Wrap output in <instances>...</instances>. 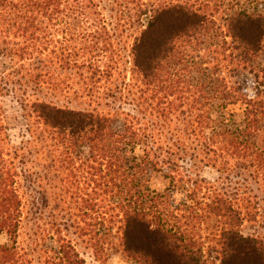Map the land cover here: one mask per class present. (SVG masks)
Returning <instances> with one entry per match:
<instances>
[{"label":"trees","instance_id":"1","mask_svg":"<svg viewBox=\"0 0 264 264\" xmlns=\"http://www.w3.org/2000/svg\"><path fill=\"white\" fill-rule=\"evenodd\" d=\"M123 2L126 27L139 30L131 49L138 115L39 99L29 106L44 127L40 141L48 136L61 153L63 181L97 215L96 251L118 236L136 264H264V238L241 230L256 220L252 199L228 195L179 162L189 156L218 168L249 160L264 175V0ZM49 46L53 57L45 55ZM115 46L98 0H0V55L29 62L21 66L26 85L55 97L71 88L68 71L82 78L79 91L93 96L118 69L100 60L113 58ZM238 70L254 76L253 94L230 81ZM116 93L123 98L122 89ZM172 119L182 125L179 144H164L148 125ZM8 140L0 119V236L12 242L0 244V264H28L17 248L23 200ZM164 172L169 185L153 189L152 176ZM60 254L56 264H86L70 244H61Z\"/></svg>","mask_w":264,"mask_h":264},{"label":"rangeland","instance_id":"2","mask_svg":"<svg viewBox=\"0 0 264 264\" xmlns=\"http://www.w3.org/2000/svg\"><path fill=\"white\" fill-rule=\"evenodd\" d=\"M98 2L118 43V46L114 47L113 58L110 54H103L100 60L104 64L112 59L118 69L110 80L102 79L96 85L93 96H89L87 91L84 94L79 91L77 84L82 82V78L79 74L76 75V71L64 73V76L69 77L67 82L71 88L56 97L47 88L36 89L32 84L26 85L25 71L21 70V66H28L30 63L16 62L0 55V85L7 88L3 91L0 87V119L5 134L9 137L7 148L12 151L19 171L18 183L23 200L17 248L28 264H56L60 259L63 243L70 244L86 264H136L124 254L118 236L105 245L103 252L96 251L97 243L93 231L97 215L91 209L83 208L84 205L73 195V190L63 181L66 180V173L61 172L64 171L62 169L59 170L58 163L61 153L52 146L48 136L45 137L47 140L42 137L43 140L40 141L44 127L33 116L29 107L34 100L39 99L54 102L61 107L75 110L97 109L106 114L115 110L130 113L139 110V89L131 74V49L139 30L126 27L129 12L121 10L119 4H123V0ZM117 25L118 31L115 28ZM49 47L45 55L53 57V46ZM229 79L234 84L244 86L248 95L255 92L256 80L249 72L238 70L230 74ZM117 89H122L123 98L116 93ZM112 94L117 95L119 99L113 98ZM171 121L172 123L148 125L154 128L157 140L161 139L164 144L169 140L177 141L182 130L179 122L173 119ZM243 121L244 118L239 115L237 125L243 126ZM121 123L123 119L119 120V126ZM185 141L188 142V139ZM179 162L187 170L192 169L193 173L191 175L190 171L185 172L211 181L228 195L250 197L257 212L256 220L245 222L241 230L245 236L264 238V175L251 165L249 160H231L224 167L218 165V168L207 167L202 162L195 165L189 156ZM165 172L152 176L153 189L163 190L169 185ZM75 173L79 174V171ZM90 179L91 176L88 175L86 184L83 181L81 183L83 194V189L86 190ZM93 187L94 185L87 189L89 199L93 197ZM0 244L11 245L12 242L8 235L3 234L0 236Z\"/></svg>","mask_w":264,"mask_h":264}]
</instances>
